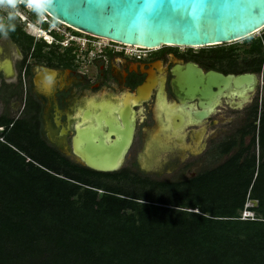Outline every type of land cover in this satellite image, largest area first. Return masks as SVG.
<instances>
[{"label":"flooded vegetation","instance_id":"af4514ba","mask_svg":"<svg viewBox=\"0 0 264 264\" xmlns=\"http://www.w3.org/2000/svg\"><path fill=\"white\" fill-rule=\"evenodd\" d=\"M29 17L37 19L32 13ZM18 20L0 19V121H10L0 124L1 134L21 124L26 145H38L33 140L38 136L59 160L91 169L74 152L78 130L84 132L85 144L104 147L122 145L126 130L133 129L120 167L103 172L129 179L152 180L179 169L190 178L201 172L197 164L209 153L220 163L241 151L246 155L249 131L258 123L256 110L261 114L264 109V60L260 66L261 55L250 51L252 43L240 57L239 46L230 43L137 50L73 31L91 39L81 53L74 42L64 46L36 37L27 22ZM211 73H254L257 82L254 88L231 83L208 97L178 91L183 81L204 82ZM223 131L225 138L213 145ZM121 175L102 178L118 183Z\"/></svg>","mask_w":264,"mask_h":264},{"label":"trees","instance_id":"16d2710c","mask_svg":"<svg viewBox=\"0 0 264 264\" xmlns=\"http://www.w3.org/2000/svg\"><path fill=\"white\" fill-rule=\"evenodd\" d=\"M251 43L261 66L264 36ZM255 119L246 155L171 181L61 161L17 123L0 141V264H264V109Z\"/></svg>","mask_w":264,"mask_h":264},{"label":"water","instance_id":"95a60500","mask_svg":"<svg viewBox=\"0 0 264 264\" xmlns=\"http://www.w3.org/2000/svg\"><path fill=\"white\" fill-rule=\"evenodd\" d=\"M41 7L82 33L143 47L233 43L264 28V0H43ZM256 82L254 73H211L204 82L183 81L178 91L208 97L221 94L231 83L235 87L247 83L254 88ZM133 133V129L126 130L122 145L103 147L85 144L84 132L78 130L73 149L87 167L115 171Z\"/></svg>","mask_w":264,"mask_h":264},{"label":"built area","instance_id":"2783aa9c","mask_svg":"<svg viewBox=\"0 0 264 264\" xmlns=\"http://www.w3.org/2000/svg\"><path fill=\"white\" fill-rule=\"evenodd\" d=\"M28 12H29L28 16L22 15L21 18H22V21H26L28 25L33 24L37 27L38 32L34 33L36 37H39V38L46 37V40L48 42L50 43L59 42L60 44L64 46H70L74 42L76 43L75 47L78 49L79 52L82 53L84 50H86V46L88 45L91 39L84 38V37L82 38L80 36L74 35L73 31H77V30L74 29L73 27H70L64 22L54 18L52 15H50L45 10H43L42 7H40L39 9L35 11L28 9ZM17 13H20V12L17 10ZM30 13H32L33 15H38L37 19L31 20V18L29 17ZM18 15L20 16V14ZM43 24L46 26H44ZM54 32H56V34H60L62 37H64V39L56 40L53 34ZM85 35H88V37L90 38L100 39L94 35H90V34H85ZM134 47L137 50L147 48V47H142V46H138V47L134 46ZM137 56L140 57V54L138 53ZM1 130H3V127L0 126V131ZM0 141L7 142L4 135L1 133H0ZM242 218L244 219L254 218V213L246 209L242 213Z\"/></svg>","mask_w":264,"mask_h":264},{"label":"rangeland","instance_id":"374dc122","mask_svg":"<svg viewBox=\"0 0 264 264\" xmlns=\"http://www.w3.org/2000/svg\"><path fill=\"white\" fill-rule=\"evenodd\" d=\"M18 10L22 11L23 13H25L22 9H20L19 7L17 8ZM17 9L16 10H13V9H9V8H3V7H0V10H2L3 14L1 16V20L2 21H5L7 20L9 17H8V13L9 12H12L13 13V16L12 18H14L15 20H17L19 23L20 21L18 20V18L20 20H22V18L17 14ZM25 9L26 6H25ZM26 15L28 16V13H26ZM28 25V24H27ZM46 26V25H45ZM264 36V28L251 35L250 37H248L247 39L249 40H246L245 39H241V40H238L236 42H233V43H230L231 44H235V45H238L239 46V50H238V55H240V57L244 56L245 55V52H244V48L246 47V45H249L251 43V40H253L254 38H257V37H263ZM264 79V78H263ZM217 132V131H216ZM226 132H229V131H226ZM232 132V131H231ZM227 135V133H225V131H223L222 133L219 134V136L216 138V140L214 141L213 145L216 144L218 141L222 140L225 138V136ZM205 157V156H204ZM211 157V158H210ZM213 157V158H212ZM199 159H202L199 158ZM222 161V159H219L218 157H214V155L212 153H209L207 155V157H205L202 162H200L199 164H197L198 166L196 167V170L197 171H202L204 169H208L212 166H215L217 165L218 163H220ZM182 170L179 169V171H172L171 173H168V174H165L163 175L162 177H158V178H154L152 180H163V181H168V180H180L184 177V175L182 174ZM103 181H105L106 183H111V181L113 182L112 184L114 185H118V184H123L124 180H119L118 183L117 180H114V179H111V178H102ZM253 205V202H248L247 206H252Z\"/></svg>","mask_w":264,"mask_h":264},{"label":"clouds","instance_id":"9594fccd","mask_svg":"<svg viewBox=\"0 0 264 264\" xmlns=\"http://www.w3.org/2000/svg\"><path fill=\"white\" fill-rule=\"evenodd\" d=\"M42 2L43 0H0V7L9 8L13 10H16L19 7L25 12L23 13L22 11L17 9L20 12V17H22V15L27 16L26 13L29 14L28 9H31L33 11L39 9L42 6ZM25 6L28 9H25ZM12 16L13 13L9 12L8 17L12 18ZM22 22H26V21H22ZM251 212L254 213L253 211Z\"/></svg>","mask_w":264,"mask_h":264},{"label":"bare ground","instance_id":"6f19581e","mask_svg":"<svg viewBox=\"0 0 264 264\" xmlns=\"http://www.w3.org/2000/svg\"><path fill=\"white\" fill-rule=\"evenodd\" d=\"M17 14H20V13H17ZM26 18V17H24ZM28 29L32 32V33H37L38 32V29L35 25L31 24V25H27ZM75 28V27H73ZM77 29V28H75ZM96 36V35H94ZM96 37H99V36H96ZM99 38H102V39H105V40H110V39H107V38H104V37H99ZM124 44V43H123ZM126 45H129V46H139V45H130V44H126ZM143 47V46H142ZM148 48H152V47H148ZM154 48V47H153ZM247 97V96H246Z\"/></svg>","mask_w":264,"mask_h":264}]
</instances>
